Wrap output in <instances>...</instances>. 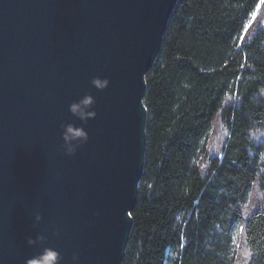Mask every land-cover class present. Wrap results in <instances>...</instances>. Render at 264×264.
I'll return each mask as SVG.
<instances>
[{"label":"water","instance_id":"water-1","mask_svg":"<svg viewBox=\"0 0 264 264\" xmlns=\"http://www.w3.org/2000/svg\"><path fill=\"white\" fill-rule=\"evenodd\" d=\"M178 1L0 0V264H122Z\"/></svg>","mask_w":264,"mask_h":264},{"label":"trees","instance_id":"trees-1","mask_svg":"<svg viewBox=\"0 0 264 264\" xmlns=\"http://www.w3.org/2000/svg\"><path fill=\"white\" fill-rule=\"evenodd\" d=\"M259 8L264 0L178 1L146 75L145 169L122 264H264Z\"/></svg>","mask_w":264,"mask_h":264},{"label":"rangeland","instance_id":"rangeland-1","mask_svg":"<svg viewBox=\"0 0 264 264\" xmlns=\"http://www.w3.org/2000/svg\"><path fill=\"white\" fill-rule=\"evenodd\" d=\"M263 6V5H262ZM263 19V25H264V8H259L258 12H256L253 16V19ZM252 19V21H253ZM226 137V130L224 127H222L221 129H219V132H215L214 135H212V137L210 138L211 141H210V151L211 153H217L220 151L222 145H223V142H224V139ZM264 199V192L260 194L259 197H261Z\"/></svg>","mask_w":264,"mask_h":264}]
</instances>
